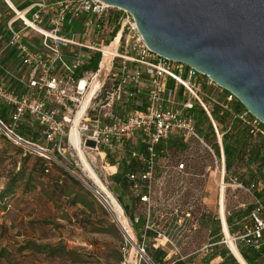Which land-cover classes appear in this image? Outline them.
Returning <instances> with one entry per match:
<instances>
[{
  "label": "built area",
  "instance_id": "built-area-1",
  "mask_svg": "<svg viewBox=\"0 0 264 264\" xmlns=\"http://www.w3.org/2000/svg\"><path fill=\"white\" fill-rule=\"evenodd\" d=\"M5 3L12 16L6 24V41L0 46V69L9 51L15 52L19 66L16 72H4L7 82L0 79V104L10 109V123L0 121V129L24 154L38 152L44 157L49 154L46 149L14 133L28 117L42 128L50 151L62 157L67 153L72 159L77 152L70 137L72 131L77 132L78 147L92 171L99 161L97 178L106 190L105 180L117 173L119 164L134 162L135 171L125 178L136 204L129 215L113 197L121 208L120 217L115 218L106 207L107 194L77 155L83 172L77 179L110 212L121 235L122 264H152L145 251L148 241L171 263L185 260L182 252L195 244L203 218L218 223L222 243L231 254L227 241L235 247L236 241L253 250L263 247L264 177L244 185L227 172L222 140L230 125L222 131L212 119L211 108L217 105L229 112L230 120L240 121L254 140L264 139V125L245 109L233 112L230 106L236 99L232 94L194 69L149 50L132 16L100 0H35L23 9ZM74 26L77 29L71 30ZM95 55L99 61L93 71L89 66ZM105 56L108 69L99 74V86L92 90ZM10 82L25 92L11 88ZM195 105L209 121L213 142L200 135L196 120L187 114ZM171 138H177L179 145L171 146ZM87 141L94 146H86ZM209 184L218 188L212 209L206 203L211 198ZM231 189L251 194L254 202L250 222L228 239L223 219L229 229L230 213L224 197ZM213 238L195 252L211 253L219 244L209 242Z\"/></svg>",
  "mask_w": 264,
  "mask_h": 264
},
{
  "label": "water",
  "instance_id": "water-1",
  "mask_svg": "<svg viewBox=\"0 0 264 264\" xmlns=\"http://www.w3.org/2000/svg\"><path fill=\"white\" fill-rule=\"evenodd\" d=\"M100 1L129 13L149 50L210 79L264 125V0Z\"/></svg>",
  "mask_w": 264,
  "mask_h": 264
},
{
  "label": "rangeland",
  "instance_id": "rangeland-1",
  "mask_svg": "<svg viewBox=\"0 0 264 264\" xmlns=\"http://www.w3.org/2000/svg\"><path fill=\"white\" fill-rule=\"evenodd\" d=\"M78 26H74L71 30H76ZM237 100L233 101L231 107H235ZM197 120L199 121L200 127L204 130V132L208 133L207 136L210 137L208 141L213 142L214 138L211 133H209L208 124L204 115L202 116L199 113ZM9 122H6L5 125H8ZM224 127L222 131H224ZM201 132V131H200ZM6 137L3 134L2 129H0V192H3L8 182H11L14 192L21 188L24 183H29L26 174L29 172L30 165H32L33 160L36 158H47L44 159L48 163V173L52 170L54 176L57 174L65 173L69 176L70 180H75L80 185L81 189L84 190L88 197V202L90 204L89 210L90 213L99 219V231L96 232V235L90 236L91 240L85 241L81 240V235L78 232V229L75 226L62 225L61 223L55 222L52 224L51 228L42 227L41 225L37 226V231L34 233L37 241L40 242L41 239H47L46 243H38L37 246H49V249H58L60 254L57 256H37L32 261L20 260L18 262L15 261V254H11L6 258L0 259V264H120L121 258L123 259L122 254L119 251V247L121 245V236L117 229L116 223L110 212L103 207V204L100 203L96 198L93 197L92 193L84 187V185L71 173L66 171V168L69 169L70 172H73L78 177H83L82 174V166L78 161L77 155L74 153L73 159L68 156V154H64V157L59 155L56 152L50 151L51 146L47 145L42 139L37 146L46 149L52 155V158L44 155V158L38 152H32L29 155V158L25 160V163L22 165L21 159L22 156L16 151L15 147H13L12 143H8ZM93 170L96 176L99 178V161L96 160L94 163ZM254 168V167H253ZM50 169V170H49ZM246 170V169H245ZM244 169L238 170V167L235 165L231 167L227 172L231 174V176H239L245 175L248 177V173L245 172ZM21 171H23V179L24 181L15 182V176L18 175ZM242 178V177H241ZM105 187L107 190L112 193L113 197L118 200V202L122 205L128 204L129 196L123 191H115L117 188L116 182L113 181L112 178H107ZM216 182H218V175L216 178ZM226 182V180H225ZM90 182H88L89 184ZM210 196L213 194V198L216 196V200L218 199V188L215 187L213 192H209ZM7 202V201H5ZM254 199L251 194H243L236 191L226 190L224 197V206L226 211H228L231 216L228 217L230 221L229 235L234 236L237 232H241L242 226L244 224H248L250 221L248 220V214L253 208ZM2 203V200H1ZM213 208L212 206L210 207ZM2 209V207H0ZM217 213H215L216 215ZM212 223V224H211ZM237 223V225H236ZM234 229V231H231ZM209 231V233H208ZM209 234V235H208ZM2 235L4 232L2 231ZM80 236V238H79ZM13 236H6V239L12 240ZM214 237L209 242H218L219 251H228L226 245L222 243L223 236L220 234V228L218 223L215 224L208 220V225L203 224L201 226L200 232L197 236V240L195 244L188 246L185 250L188 253H193L195 250H198L202 247L203 244H206L208 240ZM92 244L91 247L88 245ZM236 244L241 247L243 244L240 241H236ZM70 252V254L67 252ZM202 254L201 252H198ZM142 263H145L141 260ZM199 263V261H190V264ZM203 263V259L200 261ZM122 264V263H121ZM146 264V263H145Z\"/></svg>",
  "mask_w": 264,
  "mask_h": 264
},
{
  "label": "crops",
  "instance_id": "crops-1",
  "mask_svg": "<svg viewBox=\"0 0 264 264\" xmlns=\"http://www.w3.org/2000/svg\"><path fill=\"white\" fill-rule=\"evenodd\" d=\"M7 1L15 8L23 9L32 4L35 0ZM11 16L12 14L5 0H0V46L6 41V24ZM2 63L3 67L0 69V79L7 82L8 77L5 76L4 72L7 70L16 72L19 66L15 52H6L2 58ZM172 83V81H168L169 86H172ZM10 85L11 88H14L17 92H23L20 85L13 82H10ZM35 128L34 129L38 131L37 135L34 139L30 140L33 141V143H39L41 139L43 140L42 131L39 129L38 125H35ZM170 143L171 146H178L179 140L177 138H171ZM22 160L23 159H21V161ZM32 165H30L29 172L26 174L29 183H24L16 192H13L12 195L3 199L2 203L0 202L1 205H4L2 209H0V251H2L0 259L6 258L13 253L15 254L16 262L20 260L32 261L39 255L45 256L35 253L33 249L34 245L46 243L47 241V239H41L39 242L34 239L35 235L32 231L36 233V228L39 225L51 228L52 224L57 222L62 225L75 226L81 235V240L85 241L91 240L90 236L96 235V232L99 231V219L90 213L88 197H86L85 200L77 193L76 189H71L72 185L64 181V176H58L59 174L54 176L52 170L49 174L41 175L40 169L36 167L35 173H33V171H31ZM53 179L58 181V185L64 182L63 185L65 186L62 185L55 189ZM21 181H24V179L21 178ZM208 188L210 191L213 190V186L210 184ZM84 193L86 192L81 190V195ZM2 231L4 235H2ZM7 235H12L13 239H6ZM44 245L46 246V244ZM91 245L92 244H89L88 246L91 247ZM217 246L218 244H215L212 248V252L207 255L197 252L188 253L184 250L182 252L185 256L184 261L187 264H190V261L193 260L199 261V263L195 264H240L230 252L219 251L218 248H216ZM237 251L240 254L238 247ZM202 259L203 263H200ZM164 261L169 262V258L165 257Z\"/></svg>",
  "mask_w": 264,
  "mask_h": 264
},
{
  "label": "trees",
  "instance_id": "trees-1",
  "mask_svg": "<svg viewBox=\"0 0 264 264\" xmlns=\"http://www.w3.org/2000/svg\"><path fill=\"white\" fill-rule=\"evenodd\" d=\"M99 61V56L95 55L92 59V63L89 66V69L91 68L93 71L97 69V64ZM25 91L23 90L24 93ZM235 107H231V110L233 112H239L242 111L244 108L243 106L237 101ZM9 113L10 109L8 107H5L4 105L0 104V121L5 125L6 122L10 123L9 119ZM196 113L201 114L202 116L204 113L198 106H194L192 110L188 111V115L196 120L197 122V128L202 137H204L205 140H209L210 137L207 136V132H204V130L200 127L199 121L197 120L198 115ZM211 116L212 119L217 123V125L221 128V130L225 129L226 124L228 123L230 125V130L225 132L223 134V151L225 155V167L227 170H229L233 166H237L238 170L246 169L245 172L248 173V177L246 178L245 175L239 176L237 179L239 182L243 183L244 185H249L252 182H257L261 178L264 177V139L257 138L253 139L246 128L240 121L238 120H230L229 112H226L222 110L219 106L213 105L211 108ZM206 118V116L204 115ZM209 133H211V128L208 119L206 118ZM8 123V125H9ZM36 123H34L30 118H23L17 125V128H15L14 133L23 138L24 140L28 141L31 145L37 146V143H33L30 139H34L37 135V132L35 129ZM39 129L42 131V128L38 126ZM35 128V129H34ZM34 131V132H33ZM201 131V132H200ZM8 143H11L8 139H5ZM15 147L16 151L20 154V156L23 157L22 165L25 163V160L29 158V155L31 153H23L21 148L13 145ZM39 147V146H37ZM44 158V157H43ZM48 160L47 158H44ZM42 158H36L34 160V163L32 165L31 171L35 173V168H39L41 175H46L48 173V163ZM254 167V168H253ZM135 171V164L134 162H131L130 164H126L125 162H122L118 166V171L115 175H113L111 178L114 182H116L117 188H115V191H123L129 196L128 204H122L125 211L130 215L133 212L134 205L136 204L135 199L130 195L129 193V182L125 178L126 174L131 173ZM23 175V171H21L18 175L15 176V179H13L15 182L21 180ZM58 176H64V181L69 182L72 187L71 189H76L77 193L80 194L85 200L87 197V194L84 193L81 195V187L75 180H70L69 176H67L65 173H61ZM237 177V176H236ZM242 177V178H241ZM56 178V177H54ZM53 183L55 185V189L57 187H61L64 182L58 185V181L56 179H53ZM12 183L8 182V185L6 189L3 192H0V202L1 200L5 199L6 197L13 194L14 189L11 187ZM65 186V185H63ZM120 189V190H119ZM62 193V192H61ZM89 204V203H88ZM87 204V207H88ZM4 205L0 204V207H3ZM90 207V204H89ZM231 216V214H230ZM229 216V217H230ZM208 225V219L203 218L201 220V226L203 224ZM100 224V223H99ZM227 224L230 228V221L229 218H227ZM100 228V225H99ZM231 231H234V229H231ZM121 236V235H120ZM122 243V238H121ZM35 253L37 254H43L45 256H57L59 258L58 254H60L58 249H49V246H37L34 245L33 247ZM239 252L243 258V260L247 264H264V249L263 247L260 250H253L246 246L239 247ZM146 255L149 258V260L153 264H187L184 260H175V261H169L165 262V253L159 249H154L151 246L150 241L147 243L146 248ZM0 251V256L2 255ZM70 254V252H68ZM122 262V258L120 260V264Z\"/></svg>",
  "mask_w": 264,
  "mask_h": 264
},
{
  "label": "bare ground",
  "instance_id": "bare-ground-1",
  "mask_svg": "<svg viewBox=\"0 0 264 264\" xmlns=\"http://www.w3.org/2000/svg\"><path fill=\"white\" fill-rule=\"evenodd\" d=\"M108 65H109V58H108V56H105V58L103 59V61L101 63L100 73H98V75L95 77V79L93 81L92 90L97 89V87L99 86V74H104L107 71V69H108ZM70 139H71V142L73 143V145H75L77 155L80 158V160H81L82 164L84 165V167L86 168V170H87L88 174L90 175V177L107 194V196L109 198V205H106V203L102 200L101 197H99V199L106 205V207L109 209V211L112 214H114L115 218H119L120 217V214H121V208H120L119 204L117 203V201L113 198V196L106 189H104L102 187V185H101L100 181L98 180L97 176L95 175L94 171H92V169L89 167V165H88V163H87V161H86V159L84 157V154H83L82 149L78 147V145H79V138H78L77 132L72 131L71 132ZM46 155L48 157L52 158V155L51 154H46ZM71 173H72L73 176H76V178L79 179V177L76 174H74L73 172H71ZM212 195H211V198H209V199L206 200V203L208 204L209 207H211V206L213 207L214 198H213ZM220 199H221V202H222L223 201V194H222V192H221V195H220ZM222 211H223V205L220 208L221 217H222ZM223 232H224L225 236L228 239H230V235H229L227 226L224 223V219H223ZM227 246H228V248L230 249V251L232 252V254L234 255V257L238 260V262L240 264H246L245 261L243 260V258L238 253V251H237V249H236V247H235V245H234V243L232 241H227Z\"/></svg>",
  "mask_w": 264,
  "mask_h": 264
}]
</instances>
